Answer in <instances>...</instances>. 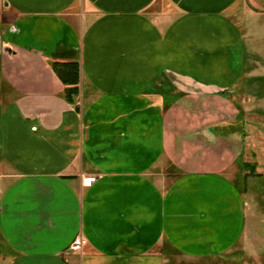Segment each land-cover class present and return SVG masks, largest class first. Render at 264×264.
Here are the masks:
<instances>
[{
  "label": "crops",
  "instance_id": "obj_1",
  "mask_svg": "<svg viewBox=\"0 0 264 264\" xmlns=\"http://www.w3.org/2000/svg\"><path fill=\"white\" fill-rule=\"evenodd\" d=\"M3 3L0 262L167 264L236 248L248 212L231 179L242 149L202 130L239 114L228 105L239 75L259 72L251 21L264 0ZM17 58L26 65L15 71ZM54 63L78 65L70 101ZM254 88L242 97L264 100ZM194 134L207 148L190 167Z\"/></svg>",
  "mask_w": 264,
  "mask_h": 264
},
{
  "label": "rangeland",
  "instance_id": "obj_2",
  "mask_svg": "<svg viewBox=\"0 0 264 264\" xmlns=\"http://www.w3.org/2000/svg\"><path fill=\"white\" fill-rule=\"evenodd\" d=\"M3 6V0H0V25L4 23L7 16ZM251 29V34H253V36H251L250 40L253 44H256L255 47L257 49L253 51L254 53L250 63L257 64L259 72L251 73L250 76L245 75L244 72L238 77V82L233 90H237L239 94H237L238 96H236V98H233L234 101H232L233 99L230 100L228 106L233 105L236 110L239 111V114H237L233 120H220L218 123H211L205 126L202 130L207 131L208 135L214 140L217 139V135L220 134L219 137L222 138L224 143L235 144L238 149L239 145L241 146L242 153L239 158L240 160L238 165H236L237 169L231 179L243 190L248 203L244 234L238 246L226 255L197 258L173 255L169 258L167 264H264V100L261 98L249 99L242 97L243 94L246 95L245 93L251 94V86L254 85V83L256 84V88L253 89L252 93H256L255 95H264V15L253 17ZM250 40L247 39L246 42V51L248 49V53L251 51V49L249 50ZM255 61L258 62L253 63ZM10 63L15 71L17 69L15 66L21 68L26 65V62L21 58L14 59ZM3 64L4 62L0 58V95L2 97L7 95L9 91L4 81V75L2 74ZM9 74L10 72L7 74L8 78ZM253 75L255 77H261L257 80L249 79ZM184 88L185 89L181 90H190V87ZM198 98L201 99V97H190L188 99L195 104L199 101ZM207 105H210L206 106V108L210 110L209 112H213V104L209 103ZM196 107H198V105ZM222 113L223 110L219 112V114ZM191 118L196 121V116L193 115ZM195 135L197 134H194V138L197 142L195 145L197 146L195 148L196 153L194 155H189L190 149L184 152V155L188 157L186 156L187 162L183 163H187L190 167L199 161L197 156V151L199 152V150L197 149L203 152L207 148L206 140L201 141L202 139H200V136ZM224 143L223 145H225ZM208 144L209 143H207V145ZM181 161L184 160L182 159ZM193 168H195V166ZM181 172L182 170H176L174 174L179 175ZM5 263L6 260L0 262V264Z\"/></svg>",
  "mask_w": 264,
  "mask_h": 264
},
{
  "label": "trees",
  "instance_id": "obj_3",
  "mask_svg": "<svg viewBox=\"0 0 264 264\" xmlns=\"http://www.w3.org/2000/svg\"><path fill=\"white\" fill-rule=\"evenodd\" d=\"M52 71L66 87L65 94L67 100H71L73 96L79 93V69L78 65L74 63H54Z\"/></svg>",
  "mask_w": 264,
  "mask_h": 264
},
{
  "label": "built area",
  "instance_id": "obj_4",
  "mask_svg": "<svg viewBox=\"0 0 264 264\" xmlns=\"http://www.w3.org/2000/svg\"><path fill=\"white\" fill-rule=\"evenodd\" d=\"M96 181V177L94 176H86L82 178V187L83 188H90L93 183ZM82 245V241L79 238H76L74 243L71 246V249L73 251H78L80 250V247Z\"/></svg>",
  "mask_w": 264,
  "mask_h": 264
}]
</instances>
